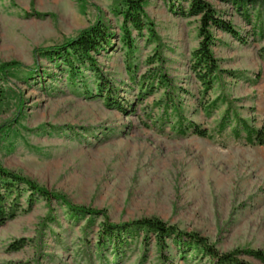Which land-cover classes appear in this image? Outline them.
<instances>
[{
  "label": "rangeland",
  "instance_id": "rangeland-1",
  "mask_svg": "<svg viewBox=\"0 0 264 264\" xmlns=\"http://www.w3.org/2000/svg\"><path fill=\"white\" fill-rule=\"evenodd\" d=\"M206 1L239 33L212 28L222 75L207 92L191 70L201 40L191 0H145L141 30L125 26L126 0H0V65H25L0 70V162L74 205L105 211L113 223L156 217L264 264L245 253L264 250V146L236 142L231 127L218 140L155 123L167 90L163 72L185 116L203 128H217L229 106L264 126V0H248L243 10L230 0ZM98 19L106 39L93 60L72 56L70 67L66 54L36 56ZM22 188L16 217L0 225V264L211 263L199 248H178L174 237L161 249L143 231L105 245L104 216L89 223L64 200Z\"/></svg>",
  "mask_w": 264,
  "mask_h": 264
},
{
  "label": "trees",
  "instance_id": "trees-1",
  "mask_svg": "<svg viewBox=\"0 0 264 264\" xmlns=\"http://www.w3.org/2000/svg\"><path fill=\"white\" fill-rule=\"evenodd\" d=\"M144 1L145 0H126V8L123 11L125 26L131 23L136 30L142 29V15L145 13L143 7ZM230 1L236 5L238 10L246 9V4L248 2V0ZM189 13L195 16L201 15V40L198 48L192 54L191 70L203 85L204 91L207 92L213 88L215 82L221 79L222 75L218 59L213 51L215 36L212 28H218L235 37H239V33L231 22L217 17L215 8L206 0H191ZM105 39L104 26L101 20L98 19L94 25L83 29L76 37L70 38L64 44L37 48L35 49V54L37 57L41 55H56L58 58L63 54H66V61H68L70 67H73L72 56L83 61L87 59L93 60L91 56L92 52H96L102 46ZM69 48L72 49V52L68 50ZM92 63L95 64V62ZM15 68H25V65L18 61L6 62L0 65V70L3 72ZM159 77L160 82L167 89L165 97L161 101L162 104L160 103L163 112L155 121L156 125L161 129H163L166 124L172 123L171 129L178 135L185 136L189 133H194L201 137H217L218 140H222L228 135L227 128L231 127L229 135L236 142H242L250 146H264V126L261 128L255 127L238 112H234L231 106L227 108L219 126L214 130L209 131L196 122L189 120L185 116L181 104L176 98L175 86L172 79L163 72L159 74ZM101 86L104 87V84H101ZM217 101L218 100L213 101L210 105H207L205 111L210 114L212 107L217 105ZM107 103L116 109L123 108L115 100L111 101L110 98L107 99ZM172 118L173 121L171 122ZM22 185H26L33 194L37 192L47 199L57 198L64 200L76 215H89V223H93V217L96 215L104 216L105 221L100 230V241L105 245L107 243H113L114 245L122 244L126 242V235L143 231L146 235L153 234L161 249L167 247V239L172 237H174L173 241L180 249L185 247L199 248L209 256L211 259L210 264H253L242 257L241 250L221 252L215 245L210 243L206 237L199 233L183 231L156 217L142 218L124 223H113L108 220L105 211L83 205H74L69 202L64 195L55 191H50L37 184L35 181L5 168L1 162L0 225L4 224L7 220L16 217L20 209L19 200L23 196L24 191ZM31 200H33V198ZM24 245L25 239H21L19 242L12 244L15 249H20ZM245 253L264 262V250L262 249L246 250Z\"/></svg>",
  "mask_w": 264,
  "mask_h": 264
}]
</instances>
